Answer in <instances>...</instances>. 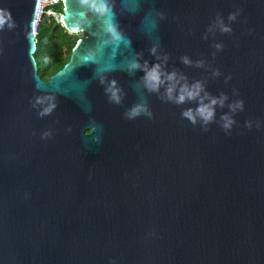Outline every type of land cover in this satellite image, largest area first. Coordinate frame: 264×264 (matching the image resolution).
<instances>
[{
    "label": "water",
    "instance_id": "water-1",
    "mask_svg": "<svg viewBox=\"0 0 264 264\" xmlns=\"http://www.w3.org/2000/svg\"><path fill=\"white\" fill-rule=\"evenodd\" d=\"M37 2L0 0V264H264V0H64L86 37L48 81Z\"/></svg>",
    "mask_w": 264,
    "mask_h": 264
},
{
    "label": "clouds",
    "instance_id": "clouds-1",
    "mask_svg": "<svg viewBox=\"0 0 264 264\" xmlns=\"http://www.w3.org/2000/svg\"><path fill=\"white\" fill-rule=\"evenodd\" d=\"M8 18L9 16L6 17L5 13L2 10H0V27L3 26V24L5 23V20ZM229 18L233 19L234 14L230 15ZM222 30L223 31L229 30L228 26L226 25L223 26ZM217 47L219 48L220 45H217ZM184 60H185V63L190 62L186 57L184 58ZM139 67H140V64L136 61H133L129 65V69H136ZM162 76H164L163 79H162ZM165 80L169 82L176 81V83H179V81L177 80V74L175 72L167 73L166 75L163 74L161 72L160 64H154L151 68H148L145 72V83H146V86L150 90H157L160 87V85L165 83ZM115 83H116L115 81H112V85H115ZM176 83H170L166 89L169 99H172V94L174 90L176 89ZM202 88H203V85L199 81L191 85L184 83L183 85L180 86L178 94L175 97V100L177 103H182L186 99H193L196 97L200 98V103L198 104L196 109L188 108L182 113L183 116L189 119L192 123H196L198 119L201 120L204 124H207L208 122L213 120L214 115H215L214 106L217 104H220L222 106L225 100L227 99L226 96L222 95L219 98L212 97L208 100V102H205V96L200 95ZM108 90L111 93L110 98L114 100L115 102H119L120 100V96L118 95L119 90L115 87H110ZM242 107H243V101H238L235 104H229V108L232 111H235L237 108H242ZM142 110L145 112L147 111L146 107L142 105H137L129 111L128 115L130 118L135 117L136 115H139ZM50 111H51V107L44 109V113H47ZM222 118L224 120L223 126L226 129L231 128L232 124L234 123V120L227 113H225Z\"/></svg>",
    "mask_w": 264,
    "mask_h": 264
},
{
    "label": "trees",
    "instance_id": "trees-1",
    "mask_svg": "<svg viewBox=\"0 0 264 264\" xmlns=\"http://www.w3.org/2000/svg\"><path fill=\"white\" fill-rule=\"evenodd\" d=\"M48 9L62 16L63 5L55 4ZM85 34H70L61 23L45 18L36 35L38 75L44 81L60 70L69 60L71 51Z\"/></svg>",
    "mask_w": 264,
    "mask_h": 264
},
{
    "label": "built area",
    "instance_id": "built-area-1",
    "mask_svg": "<svg viewBox=\"0 0 264 264\" xmlns=\"http://www.w3.org/2000/svg\"><path fill=\"white\" fill-rule=\"evenodd\" d=\"M63 1L64 0H38L36 16L33 22V32L35 36L37 35L39 27L43 23L45 18L47 19L53 18L54 20L58 18L60 19L61 15L55 13L54 11L48 8L58 3L62 4ZM60 20L57 22L61 23Z\"/></svg>",
    "mask_w": 264,
    "mask_h": 264
},
{
    "label": "rangeland",
    "instance_id": "rangeland-1",
    "mask_svg": "<svg viewBox=\"0 0 264 264\" xmlns=\"http://www.w3.org/2000/svg\"><path fill=\"white\" fill-rule=\"evenodd\" d=\"M59 19V18H58ZM58 19H56L55 21L57 22V21H59L60 19H61V17H60V19L58 20ZM61 21V20H60ZM61 24H62V22H61ZM63 25V24H62ZM37 59H38V61L40 62V53H39V55H38V57H37Z\"/></svg>",
    "mask_w": 264,
    "mask_h": 264
}]
</instances>
